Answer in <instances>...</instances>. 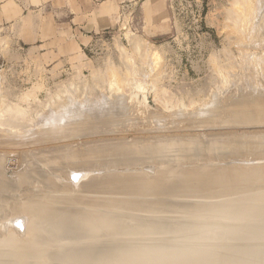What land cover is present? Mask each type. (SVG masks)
Masks as SVG:
<instances>
[{"label": "rangeland", "instance_id": "374dc122", "mask_svg": "<svg viewBox=\"0 0 264 264\" xmlns=\"http://www.w3.org/2000/svg\"><path fill=\"white\" fill-rule=\"evenodd\" d=\"M263 102L264 0H0V157L3 158L1 161L5 159L4 164L0 161L2 165L0 166L2 168L6 167L4 171L6 173H2V169L0 170V172L2 171L0 177L1 179L8 177V182H15L17 179H22L21 177L19 178L20 175H23L22 177L24 178L25 170L27 169L29 172L31 170L29 168L34 166L31 172H27L29 176H26L29 179V183L32 184L33 182L30 181L32 177H30V175L36 170L45 169V165L55 161L53 156L59 155V158H56L58 164L64 163L67 158L69 159L71 154V157L75 155V157L77 156V158H79V160L76 159L78 162H83L85 156L86 159H90L92 155L90 151L93 150V153L97 152L98 146L96 145L98 144L99 146L100 144L101 146L103 144L105 145L102 146L103 150H110L112 148V152L110 150V154L107 153V155L110 156L112 154L111 157H116V159L109 157L113 165L129 162L127 163L128 166L125 172H128L129 169L133 171L132 165H130L131 168H128L130 167L129 164L132 160L134 161L139 157L142 158L143 161L146 159V163L144 167L142 165V168L140 167L137 170H142L143 174H146V172L148 174L149 171L150 173L146 175L150 178L155 171L157 172L159 170V167L157 169L156 167L160 166V164L154 165V163H157L156 161H159L155 160L159 157V152L163 149V151L160 152V158H164V156L168 155V151L172 149L173 151L171 150L169 154L172 152L173 155H178V159L176 158L177 166L175 167H177V170L179 168L178 164L182 167L178 171L182 170L184 167H186L187 170L189 168L191 171L192 169L189 166L193 168L195 165L196 169L194 168L192 170L193 173L194 171L196 172V170L200 171L203 169V172L205 171L207 174L210 170L207 168L204 169L203 165H211L212 162L202 163L200 160L201 158L197 155L198 152L196 153L195 151V155L200 159H195V155L190 156L191 146H193V148L196 146L197 148L202 145L201 143L206 146L207 141H213L211 140L212 137L215 140V144L218 141V143L222 142L223 144L225 141L224 146H228L227 148L225 147L224 150L226 154L232 151L234 147H241L243 143H246V145L244 144L245 147L241 150L246 151L245 148H251L253 151L254 148H258V143L262 150V144L264 143V132H262V129L264 131V120H261L262 122L258 121V110L260 108L264 110ZM262 103L263 105H261ZM122 109H125V113ZM58 110H67V112L59 115L57 118L59 124L57 125V123L53 124L54 121L52 122L47 116L53 114V112L60 114ZM80 110H86V112L82 111L83 114L79 113V115H85V117L81 118L80 116L81 119H79L77 123L72 124L73 127L67 124V126L64 124L65 126L62 127L60 123L67 118L66 114L77 111L81 112ZM114 110L119 112H115ZM19 111H23V113L19 114ZM122 112L124 116L121 114ZM28 119L33 123L29 122ZM255 120L257 125H255ZM10 122L14 125L16 124V126L22 125L20 127L25 130L23 131L22 128L17 127L18 129L16 128L13 131V129H10L12 127L9 126L13 125ZM18 123L20 124L17 125ZM2 124L5 125L2 126ZM25 125L28 127H25ZM262 125L263 128H260ZM50 126L51 128L54 127V129L51 130ZM57 126L58 129L61 127L59 131H57ZM68 127L73 133H69ZM255 127L260 128L261 133L259 132L260 129ZM42 128H47V132L51 130L49 137L52 136L51 134L54 135L58 133V139L57 136L50 139L48 137L49 141L47 139L48 134H46V131ZM34 130H36V132H34ZM12 131L15 133H12ZM189 131L191 133H189ZM41 132H45V135H42ZM255 133L258 134L255 135ZM250 134L251 136L252 134L254 135L252 137L253 139L250 137ZM4 135L7 137H4ZM34 135L37 136V141ZM234 135L244 140L247 136L249 139H246V142L242 140V143L240 142L241 140H239L240 138L234 137ZM258 135L263 136L260 137ZM13 136H16L18 139ZM33 136L34 141L38 142L37 144L34 143L32 139ZM43 136H45L46 140ZM19 137L21 138L19 139ZM138 138H144V141L146 139V144L142 142L143 140H138ZM150 138H152V140ZM183 138L186 139L185 143L183 142V140L185 141ZM234 138L235 143L232 141ZM147 139L151 140L149 142L153 140L156 141L157 139V141H160H158V143H161L158 144L157 141L156 143L153 141L150 144L151 147H153V144H155L157 148L159 147L158 154H154L158 156L149 154L153 159L155 157V162L152 157L151 159L153 161L150 160V157L148 159V155H146L149 152H147L148 146L150 148ZM180 139H182V144L180 143ZM257 139L258 141H256ZM16 140L21 141L23 145ZM116 140L123 145L124 143L127 144V142L132 145H130L131 151L128 155H126L127 153L125 154L126 156L123 155L124 158L114 152L118 151L116 148L120 149L123 147V145L119 147L120 143ZM136 140L142 143V145L140 144V146L139 142ZM11 141L17 144L13 145V143H10ZM42 141L45 142L42 143ZM134 141L136 147H133ZM165 141L168 143L169 147L171 145H169V143L172 141L173 146L168 148ZM174 141H176L178 145ZM28 142L34 144L28 146ZM193 142H200V145H192ZM214 142L211 144H214ZM252 142L258 143L254 144ZM112 143H114L115 146H113L114 144ZM116 143H118V145H116ZM107 144H110L109 146L111 148H108L109 146ZM129 144L127 145L129 146ZM147 144L148 146L145 147ZM211 144H208V147L204 146V149L211 147ZM65 145H67V147ZM71 145L73 148H71ZM106 145L108 147H106ZM68 146L71 148V151L75 148H77V150L75 149V152H71ZM91 146H95L96 150ZM164 146L167 148L165 149ZM90 147L92 148L91 150ZM102 147H100L101 149L98 151L103 153L101 157L104 159L103 156H106L104 152L108 151L103 152ZM137 147L142 148L139 151ZM188 147L190 149H188ZM61 148L64 150L65 148H69V152L65 150L66 153H64L65 151ZM114 148L116 150H114ZM143 148L146 149H144L146 152L144 154L147 158L142 154L144 152ZM196 148H194V150H196ZM51 149H53L52 153L50 151V155H52L49 156L48 152ZM54 149H58V155ZM78 149L81 155L83 152L85 153L82 155L84 158L83 160L81 159L82 156H80L81 158L78 157ZM164 149L166 151H164ZM60 150H62V152H60ZM81 150L83 151L81 152ZM141 150L142 153H139ZM207 150L204 154L208 152ZM135 151H139V155H137ZM151 151L152 152L149 153H153V150ZM262 151H264V149ZM73 152L75 153L74 155ZM88 152L91 153H89V156H87ZM100 152L93 154L94 157H92L94 159L91 158L94 162L97 160L98 163H104L107 156L102 162V159L99 157L101 155ZM194 152L192 154H194ZM69 153L70 155H68ZM32 154L34 156H39L37 157L38 159L35 157L38 162H36ZM43 154L46 159H44L45 157L43 158ZM65 154L69 157L64 156ZM114 154L116 155L114 156ZM25 156H28V159L25 158ZM48 156L54 160H47ZM259 156L260 155H258L257 158L254 156L256 159H254V162H257L260 158L257 163H254L251 157H248V160L243 158L245 161L240 162L242 160L241 156L237 159L236 157L230 159L231 161L226 159L227 165L223 162L224 160L218 162L213 161L212 167L215 168L216 165L219 166L224 163L226 167L229 162L228 167H230L231 164L235 165L234 163L237 160L236 164L238 166L236 165L235 167L240 166V169L238 168L240 172L235 168L237 172H234L236 173L232 174L233 171L229 173L231 174L230 176L237 174L235 177L237 176V179L239 177L240 180L238 179L239 182H236L241 185L235 183L237 186L235 185L234 187H242L244 184L241 180L247 177L244 181H246L247 184H253L254 187V190H252L253 192H251L253 195L250 196L252 200L249 199L253 202L257 199V197L253 199L254 196H258L262 191L264 193V186H262L264 185V179H260L264 177V167L262 166L264 159H261L264 155L261 157ZM181 157L184 159L182 163L185 162V159L188 157L189 159H186L188 163L186 164L185 162L182 164L180 162L182 159ZM21 158H24L25 161ZM42 158V161H46H40ZM86 159L85 162H87ZM121 159H123V162H121ZM238 159L240 160L238 161ZM28 160L32 162L31 165H33L29 168L26 167L27 163H29ZM91 160H88V162ZM113 160L116 162L114 163ZM261 160L263 161L260 162ZM108 161L109 162H106L110 163V160ZM150 161L153 163H150ZM197 161H200L202 164L198 162L200 164L197 165ZM192 162L194 163L193 166ZM54 163L52 162V164ZM174 163V161L171 163L173 167L176 165V163ZM240 163L249 164V168L244 166L246 164L240 165ZM258 163L260 165L262 163V165L260 166ZM94 164L95 166L99 165L96 162L93 163V165ZM147 164H150L152 167H146ZM256 164L257 167L255 166ZM199 165H201L199 167L200 170L197 168ZM23 166L26 169H23ZM101 166L104 167L103 165ZM101 166L97 167V170L93 172L87 171L83 173L81 176L82 179H79L80 183L79 181H74L76 184L74 182V184H72L73 180L69 176L63 179L57 175L55 176L50 171V174L49 172H47L48 174L43 173L44 175L42 174V176L45 181H47V179L51 180L53 178L52 176H55V178L57 177L59 180H62L60 182L61 184L63 182V184H66V188H64L65 186L62 184L65 190H61L59 187L61 184H59L57 178L58 181H55V178L50 181H54V184L53 182L50 183L54 186L57 184L59 185H57L58 191L63 195L56 192L57 187L51 186L49 182L43 181L39 173L40 176L36 175V177L34 173L32 180L34 181L37 179L36 182H38V178H40L39 182L40 180L41 182L39 185L36 183L35 186L30 184L29 189H31V186L34 189L36 188L34 192H37L36 190H45L51 187V190L46 189L47 193L54 189L50 195L53 196L56 192L55 195L57 199L62 196L63 198L60 200V204H64L65 206L63 207H65L64 210H66L70 207L67 206L69 202L74 201V204H77V202L83 203V199L85 202V198L80 199L81 195L82 197H87V195L88 197L92 196V194L81 192L82 190H80V187L84 182H88L94 177H96L94 180L100 179L98 180L99 182L104 181L105 178L102 179V175H104L103 169L105 168L102 169ZM254 166L262 171V173H258L259 177H253L255 179L250 178V181H252L251 183L248 176L245 175V177L241 174L242 169L244 170L245 167L247 170L250 169V167L253 169ZM259 166L263 169H260ZM99 168L100 170H98ZM113 168L115 167L113 166L109 169L113 171ZM184 169L183 171L186 170ZM21 170L22 172L24 171L23 174L20 172ZM16 172H20L21 174L18 175L19 173L16 174ZM115 172H117V170ZM197 173L194 174L197 179L203 177L205 174ZM238 173H240L239 176ZM3 174L6 175L4 176ZM45 174L47 177H45L46 179L44 178ZM122 174H124V172ZM228 175L229 174H227V176L225 175L226 179H224V175L218 176L215 185H217L218 182L225 183L224 180H228V177H230ZM100 176L102 177L100 178ZM257 178L258 182L256 180ZM195 179L193 180L196 182V186L198 182ZM259 179L261 182H259ZM193 180H191L192 183L194 182ZM262 181L263 184L261 185L260 183H262ZM43 182H45V184ZM255 182L258 183V185H256ZM192 183L189 182L188 184ZM202 183L198 184L200 185L198 189H202L205 187L204 185L209 184L206 181ZM41 184L42 186H40ZM43 184L45 185L44 187H46V185L47 187L44 188ZM247 184L244 185L245 187L243 186V188H246ZM254 184L257 187H255ZM49 185L50 187H48ZM25 186L26 185H24V187ZM67 186L73 187L69 189ZM251 187L252 186H250V188ZM258 188L259 192L257 191ZM67 190H71V192L69 191L70 194ZM202 190L205 191V189ZM29 192L31 193L33 191L31 190ZM67 193L69 196H66ZM58 194L60 196H58ZM64 194L66 199H64ZM71 195L73 199H70ZM73 195H75V197ZM94 195L95 194H93V196ZM215 195L216 194L212 191V197L217 199L218 203H225V201L230 198L229 196H220L216 198L217 195ZM75 198H79L80 201H77V199L75 200ZM63 199L65 201L67 200L68 203L63 202ZM215 201L214 203H217V201ZM208 202L211 203L208 208L216 206V204L210 201ZM86 203L87 202L83 203V205H86ZM205 203L207 202L201 201L193 205L171 208L173 212V220L171 221H174V226H172L174 231L172 232H174L175 235L163 236L161 239V236L158 237L159 240L157 243L168 248L163 247L162 250H165V252H161L159 246V257L163 259L160 258L159 260L158 257V260H152L151 264H192V262L193 264H243L244 261H247L248 264L252 262V264H264V239L254 243L259 246L256 251L258 254L255 252V254H252L254 258L252 256L250 257L251 259L248 258L245 254V250H247L249 244L246 242L239 245V233H241L243 224L240 221L228 217L230 214H225L228 210L227 208H223L222 205V208L215 207L210 209L211 211H205L204 213L197 212L196 209H199V207ZM80 206H82V204L77 207ZM71 208L72 207H70V209ZM223 209H226L227 212L225 210L223 211ZM218 211L221 213L219 221L217 222L218 224H215V227H211L212 223L209 222L206 223L205 226L201 225L198 227L191 225L193 222L192 220L183 219L187 213L196 215L199 213L198 215L211 216ZM185 213L186 215H183ZM183 220L184 222L186 221L185 224ZM250 224V226L254 225L251 221ZM262 226L264 227V225ZM12 227L13 225H11V223L4 224L0 222V237H5ZM196 227H198V230ZM214 228L222 233V236L216 240L209 241L204 237L198 239H194L193 237L199 231L207 233L209 230H214ZM16 232L17 237L22 239L28 238L27 235H24V231ZM164 240L167 241L165 242ZM207 241L208 243H206ZM163 243L167 246L163 245ZM174 245L176 247L178 245V247L174 248ZM184 246H191L190 248L193 249V251H188L187 255L189 256H187L186 253L182 254L184 253L182 252L183 249H185ZM169 248L172 253L166 250ZM173 253H175V255ZM171 254H173V256H171ZM170 256L174 259L168 261L167 259H169ZM164 259L166 262H164ZM197 260H199V262H197Z\"/></svg>", "mask_w": 264, "mask_h": 264}, {"label": "bare ground", "instance_id": "6f19581e", "mask_svg": "<svg viewBox=\"0 0 264 264\" xmlns=\"http://www.w3.org/2000/svg\"><path fill=\"white\" fill-rule=\"evenodd\" d=\"M263 103L261 105H263ZM261 105H259V106H261ZM258 108H260V107H258ZM83 110H80L81 112L77 111L78 113L77 112H72V113L66 114L67 118L60 123V124H62V127L65 126L66 124L70 125V127L71 126L73 127L72 124L77 123V121H79V119H81L82 117H85V115H79V113L83 114L82 113ZM127 110H129V109H127ZM58 111H60V114L59 113L58 114L54 113L52 111L53 114L47 116V118L52 120V122L54 121L53 124L57 123V125L59 124L57 118L59 117V115L66 113L67 110H58ZM114 111L115 112H119V111H116V110H114ZM122 111H124V113H125V109L124 110L122 109ZM258 111H259L258 112V121L262 122L261 120H264V110H262L260 108ZM83 112H86V110L83 111ZM21 113H23V111H19V114H21ZM124 113L122 112L121 114L123 115ZM80 116H81V118H80ZM197 116H198V114H197ZM203 117H205V116H203ZM12 122H14V121H12ZM12 122H10V123H12ZM29 122H32V121L29 120ZM255 123H256L255 125H257L256 120H255ZM19 124L20 123H18L17 125H19ZM263 124H264V122H263ZM4 125L5 124H2V126H4ZM259 125H260V123H259ZM9 126H11L12 128H10V129H13V131H14V129H16L17 127H20L22 125L16 126V124L15 125L13 124V125H9ZM25 127H28V126L25 125ZM54 127H55V125H54ZM54 127L51 128V126H50L51 130L54 129ZM258 127H255V128H257V129L263 128V125L260 128H258ZM20 128H22V127H20ZM50 128H48V129H50ZM38 129H40V128H38ZM57 129H58V126H57ZM59 129L57 131H59ZM7 130H9V129H7ZM22 130H23V128H22ZM36 130H34V132H36ZM43 130L46 131L47 128H45ZM13 131H12V133H15ZM50 131L49 132L46 131V134H48L47 139H48V137L50 135L49 134ZM70 132L73 133V131H70V128H69V133ZM259 132L261 133V129H260ZM262 132H264L263 129H262ZM41 133H40V136H41ZM44 133L45 132H43L42 135H45ZM189 133H191V132L189 131ZM258 133H255V135L258 134ZM32 134H34V133H32ZM35 134H38V133H35ZM55 134L54 135L51 134L52 136L49 137V139L53 138L54 136H57L58 133H55ZM155 134H158V133H155ZM253 134H252V136L250 134L251 138L254 136ZM65 135H68V134H65ZM235 135H237V134H235ZM235 135H234V137H238V136H235ZM5 136L6 135H4V137ZM34 136L32 137V139L34 138ZM40 136H38V137H40ZM74 136H75V134H74ZM258 136H260V135H258ZM262 136L263 135H261L260 137H262ZM13 137H16V136H13ZM43 137L46 140L45 136H43ZM61 137H63V136H61ZM66 137H68V136H66ZM260 137H259V139H260ZM20 138L21 137H19V139ZM25 138H26V136H25ZM35 138H36L35 140L37 141V136H35ZM40 138H38V139L41 140ZM55 138H54V140H55ZM238 138H240V137H238ZM245 138L249 139V137H247V136ZM256 138H257V136H256ZM44 139H42V140H44ZM57 139H58V136H57ZM77 139H78V137H77ZM140 139L138 138V140H140ZM150 139L152 140V138H150ZM153 139H155V138H153ZM157 139H159V138H157ZM157 139H156V141H157ZM183 139H185V138H183ZM141 140H143L142 141L143 143L146 142V139L144 141V138L141 139ZM151 140L147 139V143L149 141H151ZM180 140H181V142L180 141H178V142H180L182 144V139H180ZM187 140H189V139H187ZM211 140H213L212 142L215 141L212 137H211ZM239 140H241L240 142H242V140H243V142H246L244 139H241V138ZM16 141H19V140H16ZM25 141H26V139H25ZM33 141H34V139H33ZM116 141H118V140H116ZM153 141H155V140H153ZM156 141H155V143H156ZM158 141H157V143H158ZM176 141H174V142H176ZM232 141H233V143H235L234 142L235 138ZM256 141H258V139ZM19 142H21V141H19ZM32 142L31 143L28 142V146H31V144H34V143H36V144L38 143V142H35V141H34V143H32ZM44 142L42 141V143H44ZM137 142H139V141H137ZM152 142H149V145ZM183 142L185 143L186 139H185V141L183 140ZM208 142H210V141H207V143ZM212 142H210L208 144H211ZM218 142L216 144L214 142V144L210 145L211 147L205 148V149H204L205 144L203 145V143H201L202 145H200V142L199 143L198 142L197 143L193 142L194 144L192 143V145L199 144L200 146H198L197 148H196V146L194 147V148H196V150H197L196 151V150H194L193 146L190 145L191 148L193 149L192 150V149H190L188 147V149H190L192 151V152L190 151V156H193V155H195V152L196 153L198 152L197 155L201 159L198 158L197 155H195L196 158L195 157H193V158H195V159L198 158V160L200 159L202 163H204V162H206V163L207 162H209V163L212 162L213 163V161L218 162V161H223V160H224L223 162L226 163V161H225L226 159L230 160V159H233L235 157L237 159V158H239L241 156H242V160L240 162L245 161V159L243 160V158L247 159L248 157L249 158L251 157L253 162H254L256 160L254 158V156H256V158H257L258 155H260L259 157L264 155L263 154L264 151H262L264 149V146H263L264 143L262 144V148H263L262 150L260 149L261 146L259 147L260 144L258 142H256V143H258V148L257 149H259V150H257L256 148L253 147L254 144H256V143L252 142V143H254L252 147L255 150L253 149V151H252L251 148H249V149L245 148L246 151H244V150H241V149H244L246 143L242 142L243 143V145H241V147L243 146L242 148L241 147H238V148L234 147V148H232V151H230L229 153L226 154L224 152L225 147H226V146H224L225 145L224 144L225 141L223 142V144H222V142L221 143H218ZM10 143H13V142L11 141ZM40 143H41V141H40ZM172 143H173L172 141H171V143H169V145L171 144L170 147L173 146ZM207 143H206V146L208 145ZM229 143H231V142H229ZM16 144L13 143V145H16ZM21 144H22V142H21ZM26 144H27V141H26ZM112 144H114V143H112ZM112 144H111V146H112ZM127 144H129V143L127 142ZM127 144L124 143V145H125L124 146L123 144L120 143L119 147H120V145L121 146L123 145V147L120 148V149L116 148L118 151H114V152L116 154H118L119 156L128 155V153L131 151V148H130L131 144H129V146ZM134 144H136L135 141L133 143V147H136ZM140 144L142 145V143L139 142V145ZM158 144H161V143H158ZM236 144H237V142H236ZM250 144H251V142H250ZM18 145H19V143H18ZM107 145H106V147H108L110 144L108 146ZM116 145H118V143H116ZM177 145H178V143H177ZM65 146L67 147V145H65ZM65 146H63V147H65ZM96 146H98L99 149L97 148V152L96 151L95 152L98 153V152H100V151H98V150L101 149L100 147L105 146V145L103 144L101 146V144H100V146H99V144H98ZM113 146H115V144ZM147 146H148V144L145 147H147ZM166 146L168 148H170L168 146L167 142H166ZM47 147H48V145H47ZM91 147H90V150L93 147L95 149V146H93L92 148ZM116 147H118V146H116ZM255 147H257V146H255ZM69 148H65V150H68ZM71 148H73L72 145H71ZM71 148H70V151H71ZM108 148H111V147L109 146ZM141 148L139 147L137 150L140 151ZM148 148H149V146H148ZM148 148H147V152L148 151L152 152L151 150H153V153H149L148 152L146 154V155H148V159L150 157V160H152L153 159L152 156H158L159 155V157H158L159 159L158 158L155 159V157H154L155 160H159V161H156L157 163H154V165L156 166L157 164H160V166L156 167V169L159 167V170L157 172L155 171V173H157V174L154 173L155 175L154 174H152L151 176L149 175L150 178L147 176L150 173L149 171H148V174L146 172V174H147L146 175V174H143L142 170H137L140 167L142 168V165H143V167L145 166L144 165L146 163V159H145L146 156L144 154V153H146L144 151L145 148H143V151H144L143 153H142V150H141V152L135 151L137 155H139V153L144 154L145 157L143 155H142V157H144L145 161H143L142 158L137 157V159H135L134 161L132 160L130 162V164H129V166L130 165L133 166V171L131 169H129L128 172L127 171L125 172V169L128 166L127 163H129V162L126 161L127 163H118L117 165H113V163L111 162V159L109 158V157L112 156V154L110 156L107 155V153L110 154L109 151L112 148L110 150L109 149L106 150L105 147H104L105 150H103V147H102L103 152L104 151H108V152H104V153H106V156L109 159L106 156H103V158L105 159V157H106L107 160L105 159V162L106 161L109 162L108 160H110V163H107V162L106 163L105 162L104 163H101V162L98 163L97 160L95 162L97 164H99L100 166L101 165L104 166V167L101 166L102 169L103 168H105V169H103L104 170V173H103L104 175H102L103 177L100 176V178L102 177V179L103 178H105V179H104L103 182H99L98 180H100V179L94 180V178L96 179V177H94V178H91L88 182H84L81 185V187H80V190H82L81 192L92 194V196L90 195L91 197H88V195H87V197H82V195H81V198L79 197L80 199L85 198V200H86L85 202H87L86 205H83V203H85L84 199H83V203L79 202L80 204H82V206H80L81 208L77 207L78 205H80L78 202H77V204H74L75 203L74 201L73 202H69V203L67 202V200L65 201L64 199H66V197H65V194H64L63 202L68 203L67 206L72 207L71 209H70V207L69 208L66 207L68 210L67 209L64 210L65 207H63V206H65V205L64 204L63 205L60 204V202H61L60 200L63 197L60 196L62 193H60L58 191V186L59 185L57 184L58 186L57 185L54 186V185L50 184L52 182L54 184V181H52V182H50V181L53 180V178H55V176L57 175L58 177L63 178V179H66V176L71 177V179L73 181L71 179H69V180L72 181V184H74V183L76 184V182H74V181H79V183H80L79 179L81 178L83 173H85L87 171L93 172V171L97 170V167H100L99 165L98 166H95V164L93 165V163H95L94 160H93L94 159L93 158L94 157L93 154H96V153H93L94 152L93 150L90 151V152H92L91 157L93 156L92 157L93 159L91 157H90V159L89 158L86 159V156H85L84 158L87 160V162H85V159L82 156L85 153L83 152V154L81 155L80 150L78 149L79 152L76 151V152L79 153L78 157L82 156V158L81 157L80 158L82 160L84 159L83 162L82 161L78 162L76 159L79 160V158H77V156L75 157V155H74L75 154L74 150L75 149L77 150V148L72 149V151H74L73 152L74 157H71L72 154H71L70 157L68 156L72 152L71 151L68 155H66V154L64 155L66 157H69V159L67 158V160H65L64 163H60V164H58L57 161H56V158L59 156L58 155L59 152L57 151L58 149L57 150H55L56 148L54 149V151H56L57 155H58V156H56L55 155L56 153L54 154L56 156V157L53 156L55 158V161H52L54 159L49 157V156L52 155V154L50 155V151L52 153L53 149L49 150V152L47 151L49 153L48 158H50V159L47 158V160L52 161L53 163L54 162H56V163L52 164V162H49L47 164L48 166L45 165L46 166L45 169L44 168H43V170L39 169V171L36 170L37 172L33 171L35 173V175H34V173H32V175H30V177L33 178V175L36 177V175H39V174L42 176L43 173H47L49 171L51 173H53L55 176H52L53 178L51 180L47 179V181H45L43 179V176L41 178L43 179V181L49 182V184L51 186L57 187L56 188L57 189L56 192L60 193V195L58 194V196H60V197H58V199H57V196L55 195L56 194L55 191H54L55 194H53L54 192L52 193L53 196L50 195V193L54 189L52 191H50V192L48 191L49 193H47V191H46L47 185H46V187H44L45 186L44 185L45 182H43L44 183L43 187L46 188L45 190L39 189V190H36L37 192H34V190L36 188L34 189L31 186H30L31 189H29V185L31 183H29V181H28L29 179L27 178L29 176V174H27L28 170L24 166H23V169L24 168L26 169L25 172L23 171L24 175H25L24 178L22 177L23 175L22 176L20 175L21 174L20 172H22V170L20 172H16V174L19 173L18 174V175H20L19 178L21 177L22 179H17V181L15 180V182L14 181L8 182V180H9V179H7L8 177L5 178V179L4 178L1 179V177H0V222H3L4 224L5 223H11V225H13L12 229L10 230V232L5 237H3V238L0 237V264H151L152 260H158V257H159V254H160L159 246L161 248V252H163V251L165 252V250H162L163 247H165V246H161V245H159L157 243L158 240H159L158 237L161 236L160 237V239H161L163 236L175 235V233L172 232V231H174V228L172 227V226H174V224H173L174 221H171V220H173V217H172L173 212H172L171 208H174L176 206H180L181 207V206H185V205L186 206L187 205H193V204H195L197 202H201V201L202 202L205 201L207 203L202 204L201 205L202 207L199 205L200 206L199 209L198 208L196 209L197 212L204 213L205 211H209L210 209L215 208V207L216 208L217 207L222 208L221 207V205H222L223 208H227L228 212L226 211V209H223V211L225 210L227 212L225 214H227V215L230 214L228 217H231V219H235L237 221H240L243 224V226H242L243 228L241 229V233H239V236H240L239 245L240 244H244V243L247 242L249 244V246H248L249 249L247 248V250H245V254L247 255L248 258H250L251 256L253 257L252 254L253 253L255 254V252L258 250L257 248H259L258 244H254V243H256L259 240L264 239V231H262V230H264V227L262 226V225H264V193L261 190L262 192H260L259 194L257 193L258 196H254V198H253V199H255L257 197V199L255 201L251 202L252 198L250 196L253 195L251 192H253L252 190H254V187H253V184H251V185H250V183L247 184L246 181H244V180L247 178L246 176L249 177V181H250V178L255 179L253 177H257V176L259 177L258 173H262V171H260L259 169L255 168V166L257 167V164L254 166L253 169H251L252 167H250V169H247V170H246V167L245 168L243 167L244 170L241 168L242 169V174L241 175H244V176L246 175L245 176L246 178L244 180H241V181H243L242 183L244 185L247 184V187L249 185L252 186L251 188H253V189H251L250 186L248 188L247 187L243 188V186H244L243 184H242L243 185L242 187L240 186L241 188L240 187L235 188L234 186L236 184H240V183L236 182V181H238L239 177H238V179H237V176L235 177V175H237V174H235L234 176H230L231 175L230 173L232 171H233L232 174L236 173L240 169L239 168L240 166L239 167H235L237 165L236 164L237 160L235 161V163L233 162L235 165L231 164L230 167H228L229 163H230L229 161H228L229 162L228 166H226V167L224 166L225 163L223 165L220 164L219 166L216 165L215 168L212 167L213 166L212 163H211V165L210 164H208V165L204 164L203 165L204 169L207 168L208 170H210L209 173H207V174L205 173V171L203 172V169H201V170L199 169V167L201 165L197 166V168L200 171L196 170V172L194 171V173H193L192 170L194 168L196 169V166L194 165L193 162H192L193 163L192 166L194 165L195 167L193 166V168H192L191 166H189L192 169L191 171L189 170L188 167H187L188 168V170H187L186 167H184V166L183 167L186 170L184 168L183 169L185 171H183V169L178 171L182 167L179 164H178V167H179L178 170H177V167H175V166H177V162L176 161L178 159L177 158L178 155L177 156H176V154L173 155L172 152H171L172 155L169 154V152L172 149L171 150L169 149L170 151H168V155L167 156H164V158H160V155H161L160 152L163 151L162 147H161L162 150L161 149H160L161 151L159 150L160 151L159 154H158L159 147L157 148L155 146V144H153V147H151V145H150L149 150H148ZM164 148H165V146H164ZM116 149L114 148V150H116ZM132 149H134V148H132ZM165 149H164V151H166ZM41 150H43V149H41ZM62 150L65 151L64 149H62ZM62 150H60V152H62ZM200 150H201V152H200ZM206 150L208 152L206 154H204V152ZM82 151L83 150H81V152ZM68 152H69V150H68ZM90 152H88L87 156H89L91 154ZM111 152H112V150H111ZM193 152H194V154H192ZM250 152H252V153H250ZM64 153H66V151ZM100 153H101V155L99 154L100 155L99 157L102 159L101 156H102L103 153L102 152H100ZM133 153H134V151H133ZM116 154H114V156ZM149 154H151V155L153 154V155L150 156ZM154 154H158V155H154ZM45 155L43 156V158L45 157ZM124 156L122 158H124ZM179 156H183V155H179ZM188 156H189V154H188ZM27 157L28 156H25V158H27ZM33 157L37 158L39 156H37V155L34 156L33 155ZM46 157H47V155H46ZM46 157L44 159H46ZM128 157H131V156H128ZM128 157H126V158H128ZM151 157H152V159H151ZM263 157L264 156H262L261 159H264ZM43 158L41 160L40 159L39 160L42 161ZM111 158L116 159V157H111ZM134 158H136V157H134ZM181 158L182 159L180 160V162L182 163V160L184 161V159H183V157H181ZM2 159L3 158L0 157V161ZM37 159H36V162H38ZM63 159H64V157H63ZM104 159H102V162H103ZM119 159H120V157H119ZM186 159H189V158L187 157ZM186 159H185V162H186ZM4 160L1 161V162H3V164H4ZM88 160H91V161L88 162ZM122 160L123 159H121V162H123ZM155 160H154V162H155ZM239 160L240 159H238V161ZM258 160H260V158ZM258 160H257V162H258ZM24 161H25V159H24ZM44 161H46V160H44ZM44 161H42V162H44ZM152 161H150V163ZM173 161L176 163V165H174L175 163L173 164L176 169L171 164V163H173ZM262 161L263 160H261L260 162H262ZM15 162H17V161H15ZM115 162L116 161H114V163ZM185 162H183V163H185ZM198 162H200V161H197V165L201 163V162L200 163H198ZM257 162H254V163H257ZM31 163L32 162L29 161V163H27L26 167L29 168L30 166H33V165H31ZM148 163H149V161H148ZM187 163L188 162H186V164ZM246 163H240V165L241 164L244 165ZM248 163H249V161H248ZM262 163H263V165H262ZM262 163H261V165L264 167V161ZM28 164H29V166H28ZM51 165H53V166H51ZM110 165L112 167L114 166L115 168H113V171L117 170V172H115V171L113 172L112 170H110L109 168H112ZM226 165H227V163H226ZM248 165L249 164H246L244 166L248 167ZM251 165H253V164H251ZM147 166L152 167V166H150V164H147L146 167ZM185 166H187V165H185ZM33 167H30L29 169L33 170ZM3 168L2 167L0 168V170L1 169L3 170V172L2 171L1 172L2 173H6V172H4L6 167H3ZM128 168H131V166L128 167ZM235 168H237V171H236ZM260 169H263V168L260 167ZM31 170L29 172H31ZM98 170H100V168ZM208 170H206V171H208ZM258 170H259V172H258ZM201 171L203 173H205L206 175L205 174H204V176L202 175L203 177H200L202 179H200V178L197 179L194 174H196L197 172L203 174ZM234 171H236V172H234ZM23 172H22V174H23ZM50 172H49V174H50ZM123 172H124V174H122ZM238 172H240V170ZM263 173H264V171H263ZM227 174H229L228 176H230V177H228L229 178L228 180H224L225 183L220 182V183H222V184H220L218 182L219 185L218 184L215 185V181L217 183L216 179H217L218 176L220 177V175H222V176L224 175V179H226ZM1 175L2 174H0V176ZM239 175H240V173H238V176ZM244 176H242V177H244ZM45 177H46V174H45L44 178ZM32 178L30 179V181L33 182L31 185L35 186L36 183L39 185V183L41 182V180L39 182L40 178H38V182H36L37 179L33 181ZM56 178H55V181L58 179V178L57 179ZM193 179L197 180V182H198L197 185L202 183L203 181L208 182L209 184L208 185H204L205 187L202 188V189H205V191L202 190V189H198V187L200 185H198V186L196 185L195 186L196 182ZM260 179L263 180L264 177L260 178ZM191 180H193L194 182L192 183ZM256 180L258 182V178ZM61 181L62 180H59V184H61L60 183ZM263 181H262V183H260L261 185L263 184ZM189 182H191L192 184H188ZM247 182H248V180H247ZM250 182L252 183V181H250ZM259 182H261V180ZM62 184H61V186H62ZM24 185H26V186L24 187ZM50 185L48 187H50ZM63 185L65 186L66 184H63ZM256 185H258V183H256ZM256 185H255V187H257ZM261 185H259V186H261ZM22 186L24 187V189H23ZM40 186H42V184ZM61 186H59L61 190L66 188V186L65 187L64 186L61 187ZM262 186H264V185H262ZM43 187H41V188H43ZM67 187H69V186H67ZM72 187H69V189L72 188ZM49 189H47V190H49ZM31 190L34 193L33 192L30 193L29 191H31ZM40 190L43 191V192H41ZM69 191L71 192V190H69ZM212 191H213V193H215L217 195V196L215 195L216 198L220 197V196H222V197L223 196H225V197L229 196L230 198L227 199L225 201V203H223V202H219L218 203L217 199H214L212 197ZM257 191L259 192V188H258ZM70 192H69V194H70ZM73 192H74V190H73ZM64 193H65V191H64ZM69 194L67 193L66 196H69ZM93 194H95V195L93 196ZM73 196L75 197V195H73ZM67 198H69V197H67ZM71 198H72V195L70 196V199ZM79 198L78 199L75 198V200L77 199V201H80ZM249 199H251V200H249ZM215 200L217 201V203H214ZM208 201L216 204V206L208 208L211 205V203H209ZM207 208H208V210H207ZM220 208H218V209H220ZM193 211H195V210H193ZM215 211H216V209H215ZM186 213L183 214V215H186ZM199 213H197V215L196 214H192V213H187V215L184 216L183 219L192 220L193 222H192L191 225H194V226H198V227L201 226V225L205 226V224L209 222V223H212L211 227H215V224H218L217 222L219 221L221 212L218 211V212H216V214L211 215V216L210 215H206V216L198 215ZM222 214H223V212H222ZM250 221L254 224L253 226H250L251 225ZM183 222H184V220H183ZM185 222H184V224H185ZM198 227H196L197 230H198ZM5 230H6V228H5ZM191 230H192V228H191ZM217 230H215V228H214V230H209L207 233L204 232V231H199L193 237H194V239H198V238L204 237L205 239H208L209 241L216 240V239H218V238H220L222 236V233L218 232ZM16 231H19V232L24 231L23 232L24 235H27L28 238L27 239H22V238L17 237L16 236V233H17ZM191 232H193V231H191ZM195 232H197V231H195ZM19 234H18V236H19ZM187 240H186V242H187ZM164 241L166 242L167 240H164ZM170 243H171V241H170ZM206 243H208V241ZM209 243H213V242H209ZM163 245H166V244L163 243ZM180 246H182V245H180ZM188 246H186L187 248L184 246L185 249H183L182 252H184V253H182V254L186 253V255H187L188 251H193V249L190 248L192 245L190 247H188ZM173 247L175 248L176 246L174 245ZM177 247H178V245H177ZM165 248H168V247H165ZM170 248L166 249V250L167 251L169 250L170 253H172ZM206 249H208V248H206ZM256 253L258 254V252H256ZM173 254L175 255V253H173ZM173 254H171V256H173ZM263 254H264V252H263ZM165 255H167V254H165ZM171 256H170L169 259H167L168 261L174 259ZM187 256H189V255H187ZM197 256H195V257H197ZM193 257H194V255H193ZM160 258H162V257H159V260H160ZM183 258H185V257H183ZM164 262H166L165 259H164ZM197 262H199V260H197ZM197 262H195V263H197ZM206 262H207V260H206ZM252 263H250V264H252ZM192 264H193V262H192ZM243 264H248V262L244 261Z\"/></svg>", "mask_w": 264, "mask_h": 264}, {"label": "crops", "instance_id": "0c3cea01", "mask_svg": "<svg viewBox=\"0 0 264 264\" xmlns=\"http://www.w3.org/2000/svg\"><path fill=\"white\" fill-rule=\"evenodd\" d=\"M93 1H110V0H93Z\"/></svg>", "mask_w": 264, "mask_h": 264}]
</instances>
